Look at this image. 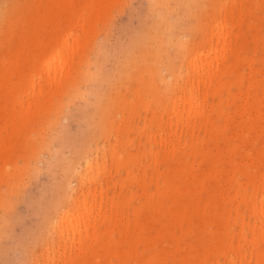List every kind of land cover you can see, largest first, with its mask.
I'll use <instances>...</instances> for the list:
<instances>
[{
    "label": "rangeland",
    "instance_id": "rangeland-1",
    "mask_svg": "<svg viewBox=\"0 0 264 264\" xmlns=\"http://www.w3.org/2000/svg\"><path fill=\"white\" fill-rule=\"evenodd\" d=\"M262 102L264 0H0V264H264Z\"/></svg>",
    "mask_w": 264,
    "mask_h": 264
},
{
    "label": "bare ground",
    "instance_id": "bare-ground-1",
    "mask_svg": "<svg viewBox=\"0 0 264 264\" xmlns=\"http://www.w3.org/2000/svg\"><path fill=\"white\" fill-rule=\"evenodd\" d=\"M199 59V58H198ZM199 61L201 62V59H199ZM195 64H196V62H195ZM201 77V76H200ZM200 80H204V78L202 77V78H200ZM190 98H191V100L192 99H194V96L191 94V96H190ZM190 100V101H191ZM261 109H262V111H264V103L262 102V104H261ZM89 166H92V164H89ZM84 201H86V199H84ZM84 208H86V207H84ZM87 209V208H86ZM62 222L63 223H67L68 225H71V220H70V214L68 213L67 214V216L62 220Z\"/></svg>",
    "mask_w": 264,
    "mask_h": 264
}]
</instances>
